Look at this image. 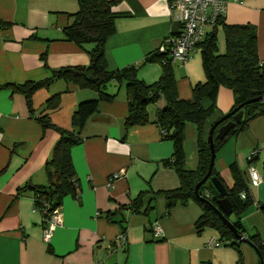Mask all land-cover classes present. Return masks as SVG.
<instances>
[{"label":"crops","instance_id":"1","mask_svg":"<svg viewBox=\"0 0 264 264\" xmlns=\"http://www.w3.org/2000/svg\"><path fill=\"white\" fill-rule=\"evenodd\" d=\"M227 1L225 22L257 28L259 57L264 62V0ZM78 11V0H0V85L40 80L51 69L88 65L87 50L68 41L65 32ZM113 12L115 33L108 38L105 50L109 71L142 65L164 40L182 31L172 18L170 0H123ZM219 44L223 53L222 31ZM174 70L180 99L192 101L194 86L206 82L201 50L195 49L187 62L176 64ZM162 74L161 63H147L139 68L138 78L151 85ZM107 91L116 95L115 100L100 103L84 128L83 142L72 150L79 196L64 198L62 225L46 243L44 217L35 208L34 191L20 190L28 184H47L45 165L59 138L52 129L44 131L36 116L49 114L55 125L71 130L77 105L97 94L56 81L34 94L36 116H32L23 95L0 89V264H259V256L249 244L240 245L243 262L235 248L211 246V242L221 241L220 235L212 228L198 231L195 224L203 210L193 202L168 214L166 199L150 195L143 208H154L149 215L130 210L123 213L125 234L120 225L107 221L106 213L130 205L141 193L180 187L176 171L164 164L172 158L174 145L163 139L155 123L165 100L150 107V124L125 132L126 84L112 82ZM58 94L60 106L46 111V103ZM202 105L208 109L212 101L204 98ZM234 106L233 91L221 88L216 110L204 128L205 142L213 124ZM197 139V128L188 123L184 148L190 170L198 166ZM256 150L253 167L263 180L259 186H250L253 205L243 224L250 234L259 233L264 243V216L260 212L264 204V116L252 120L238 136L228 138L216 151L214 167L232 187L230 166L236 165L248 176L250 155ZM113 174L121 176L109 185ZM156 226L162 229L160 236H156ZM121 235L126 237L124 244L119 241Z\"/></svg>","mask_w":264,"mask_h":264},{"label":"trees","instance_id":"2","mask_svg":"<svg viewBox=\"0 0 264 264\" xmlns=\"http://www.w3.org/2000/svg\"><path fill=\"white\" fill-rule=\"evenodd\" d=\"M78 1L79 11L72 16V22L65 32L68 41L87 50L90 63L83 66L51 69L49 75L40 80L0 85V89H10L13 94L23 95L32 116H36L33 107L34 94L41 89L49 88L56 81L63 80L80 89H88L97 94L96 98L80 102L77 105L72 116L71 130L55 125L49 114L36 116V120L44 131L52 129L58 133L59 138L45 165L47 184L36 186L28 184L20 190L31 189L34 191L35 208L41 213L46 206L49 207L50 213L60 209L64 198L69 195L79 196L80 189L72 161V150L83 142L84 128L90 117L98 112L100 103L115 100L116 95L107 91L109 84L112 82L125 83L128 103V116L124 123L125 132L133 127L150 124V107L156 105L162 98L165 100L166 106L158 112L155 123L162 130L163 139L174 145L172 158L165 161L164 164L176 171L180 179V187L172 191L154 193L150 190L141 193L130 205L121 206L114 213H106L105 218L110 223L120 225L124 232L123 213L125 211L130 210L135 214L149 215L154 210L151 206L143 210L144 199L150 195L163 196L166 199L168 214L179 205L186 206L193 202L203 210L202 216L195 224L198 231L204 228H212L217 231L221 242L228 247L235 248L239 253V261L243 262V254L240 250L242 243L235 239L233 232L223 223L212 206L207 204V201H210L217 206L218 200L222 198L221 195L210 180L200 188L198 195H196L195 189L209 171L211 151L209 143L203 140L204 128L216 110L220 89L227 88L233 91L235 106L231 112L243 105L241 109L243 118L241 123L236 124L223 140L216 139L218 130L221 126L234 120L235 115L219 122L214 132L216 151L229 137L238 136L246 130L252 120L264 116V102L248 103L264 96V62H261L259 57L257 28L251 24H227L223 17L218 19L217 24L208 31L205 39L197 46L202 52L206 82L195 85L193 100L186 101L180 99L178 95L174 70L176 63L172 62L169 54L162 53L158 49L143 62V64L159 62L163 65V74L160 80L154 84H146L138 78L139 68L143 64L109 71L105 53L106 43L108 38L115 33L113 8L123 0ZM175 1L170 0V4ZM221 31L225 43L223 53L220 51L219 44ZM87 46H90V49H87ZM43 59L45 60L46 57ZM45 66L47 67L46 61ZM204 98L212 101V106L208 109L202 105ZM60 104L61 95H55L46 103L45 110L57 109ZM188 123L195 125L198 132V166L195 170H190L186 166L184 142ZM257 157L258 154L250 160V165H253ZM230 172L234 179L232 187L224 182L215 167L211 179L216 178L224 185L227 192L226 197L232 203V214L228 217L229 220L238 233L250 241V246L256 250L259 256V264H264V243L261 236L259 233L250 234L243 224V218L253 205V200L249 195V178L247 173H244L236 165L230 166ZM242 194H246V197L242 198ZM260 212L264 216V204L260 206ZM44 216L45 218L49 217Z\"/></svg>","mask_w":264,"mask_h":264},{"label":"built area","instance_id":"3","mask_svg":"<svg viewBox=\"0 0 264 264\" xmlns=\"http://www.w3.org/2000/svg\"><path fill=\"white\" fill-rule=\"evenodd\" d=\"M170 11L172 18L180 23L182 31L164 40L158 50L169 54L173 63L184 64L189 59L191 52L205 39L209 28L215 26L219 18H225L228 12V1L176 0L170 4ZM257 154V150L252 152L250 160L256 157ZM120 176L121 174H113L109 179V185H113L114 181L120 178ZM248 176L249 187L259 186L263 180V177L253 165L249 166ZM241 197L245 198L246 194H242ZM41 214L44 217L45 224L43 239L46 243H49L56 228L62 225V215L60 209L50 213L48 206H46ZM44 215L49 217L45 218ZM154 230L156 231V236H160L163 233L159 226H156ZM119 241L124 244L126 241L125 235H121ZM210 245L219 247L223 245V242H211Z\"/></svg>","mask_w":264,"mask_h":264},{"label":"water","instance_id":"4","mask_svg":"<svg viewBox=\"0 0 264 264\" xmlns=\"http://www.w3.org/2000/svg\"><path fill=\"white\" fill-rule=\"evenodd\" d=\"M264 102V96H260L256 99H253L249 101L251 102ZM243 105L239 106L237 109H235L231 113H227L225 116H223L220 121H217L211 128L209 132L208 137V143L210 146L211 151V161L209 165V171L205 178L196 186L195 193L198 195L200 188L207 182L211 181L212 185L216 188V190L221 195V199L218 200L217 206L213 205L210 201H207V204L211 205L214 211L217 213V215L220 217V219L223 221V223L233 232L235 239L238 242L250 244V241L244 236L238 233L235 226L232 224V222L229 220L228 217L232 214V203L231 201L226 197V189L224 185L218 181L216 178L211 179L212 171L214 168L215 160H216V148H215V138H214V132L216 127L219 125V122H223L227 119H229L231 116H234V120L229 121L227 124L221 126L218 130V134L216 136V139L223 140L226 138V136L230 133V131L235 127L236 124L241 123L243 118V111H241ZM238 112V113H237ZM237 113V114H236Z\"/></svg>","mask_w":264,"mask_h":264}]
</instances>
